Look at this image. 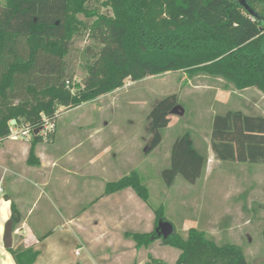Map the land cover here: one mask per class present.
Returning a JSON list of instances; mask_svg holds the SVG:
<instances>
[{"label": "trees", "instance_id": "16d2710c", "mask_svg": "<svg viewBox=\"0 0 264 264\" xmlns=\"http://www.w3.org/2000/svg\"><path fill=\"white\" fill-rule=\"evenodd\" d=\"M92 0H5L0 6V138L14 125L35 130L54 120L59 107H77L125 85L169 71L189 76L202 73L221 79L224 90L256 87L264 93V21L251 16L241 0H104L109 11ZM264 18V0H247ZM83 15L84 18H81ZM88 33L96 47H87V75L76 82L65 62L73 39ZM177 94L162 98L148 119L154 129L151 148L162 141L161 129L171 121ZM31 140L28 162L39 164ZM212 150L221 161L264 164V115L241 110L217 113L211 133ZM208 157L198 151L186 132L171 151V166L162 175L169 185L178 174L195 182L207 167ZM131 187L147 201L149 188L133 171L108 182L105 194ZM15 228L22 214L12 202ZM155 229L126 232L136 247L160 239L180 250L176 264H249L235 243H219L216 235L190 227L164 238L156 230L167 220L164 207L155 210ZM264 238V226H263ZM17 264H35L40 251L11 247ZM159 264L158 261H156Z\"/></svg>", "mask_w": 264, "mask_h": 264}, {"label": "rangeland", "instance_id": "374dc122", "mask_svg": "<svg viewBox=\"0 0 264 264\" xmlns=\"http://www.w3.org/2000/svg\"><path fill=\"white\" fill-rule=\"evenodd\" d=\"M103 1L92 0L91 5L107 12L109 10L102 5ZM4 2L5 0H0V6ZM80 17L84 18L83 15ZM88 46L96 47L94 39L88 33L79 34L73 39L70 52L65 58L68 70L74 72L76 82H83L87 75L85 65L90 58ZM220 83L222 82L214 77L202 73L191 77L184 71H169L135 82L128 78L124 86L77 107H59L55 119L52 120L54 130L49 132L46 139L49 140L55 135L57 124L55 146L61 152L74 145L72 150L75 151L72 155L84 150L81 153L83 159L97 160L100 164L105 162L109 165L107 172L99 167L96 183L88 191L71 189V195L80 200L77 210L87 211L90 215L95 214L94 210L97 209L106 212L107 207H111L109 202L100 203L101 195L105 192V183L116 181L135 171L148 186L150 195L145 201L131 187L115 195L132 201L131 220L140 222L139 226L132 227L128 232H136L134 229L140 233L153 231L156 226L154 210L163 206L165 217L175 225L178 232L185 233L190 227L204 229L216 235L219 243L229 242L241 246L249 264H264V166L257 167L255 172H246V167L242 166L244 164L227 161L214 164L210 175L204 171L195 182L178 174L171 185L162 175L163 170L171 166V151L175 140L186 132H189L193 140L199 134L205 136L207 132L211 133L214 116L227 109L226 105L224 109L220 108L222 104L218 105L225 100V94H216L217 90L214 88L221 87ZM197 85L200 87H196ZM208 85L212 87L206 88ZM174 93L178 95V104L181 105L182 102L186 112L171 114L170 124L161 129V143L151 148L154 129L148 116L162 98ZM247 95L248 101H253L256 105L251 110L249 107L245 109L248 112L264 113V93L254 90ZM22 127L12 124L11 134L21 131ZM93 131L104 137L103 143L96 150L89 146L87 149L75 147L81 138L84 139ZM200 145L202 146L201 143ZM59 177L57 168L51 174L47 187L42 188L34 182L33 199L29 205L33 206L31 218L35 220L37 217L50 215L51 221L47 228L55 231V238L62 235L70 242L66 245V258L73 262L78 259L85 260L89 257L87 250L78 249L80 254L76 255L79 245L75 243V234H66L61 227V217L69 213L59 196ZM42 189L46 192L43 193ZM97 202L99 205H96ZM202 203H207L205 211L200 209L199 205ZM138 212L141 213L140 216ZM91 224L94 227L86 229L87 234L98 230L93 222L86 223L89 226ZM133 242L136 244L134 240ZM143 247H146L145 250L142 249L129 259L131 264H157L156 261L159 264H176L180 253L179 249L163 244L160 239ZM157 251L160 255L155 254Z\"/></svg>", "mask_w": 264, "mask_h": 264}, {"label": "crops", "instance_id": "0c3cea01", "mask_svg": "<svg viewBox=\"0 0 264 264\" xmlns=\"http://www.w3.org/2000/svg\"><path fill=\"white\" fill-rule=\"evenodd\" d=\"M218 81L222 80L218 79ZM133 82L135 81L133 80ZM196 87H200V85ZM210 87L212 86L208 85L206 88L209 89ZM214 88L217 90L216 94L218 92L224 93L225 100H228L227 102L225 100L218 101V105L221 106L222 104L221 109H224V105H226L227 109H224L223 113L227 110H241L246 114L264 115L263 112L253 113L245 109L249 107L248 109L251 110L252 106L256 105L253 101H248L249 95H247L254 90L261 92L256 87H249L244 90H224L219 86ZM181 105L184 107L182 102ZM184 109L186 112L185 107ZM199 124H202V122ZM207 133L205 136L199 134L196 140H191L195 148L208 157L205 174L210 175L213 172L214 164L227 161H221L216 158L211 145L212 131ZM56 134L57 124L53 137L49 140L44 138L35 145V155L39 160L37 165H32L28 162L31 148L30 140L11 135L0 138V264H17L9 248L4 245L6 224L11 220L12 202L17 205L22 214V221L15 228L13 227V247L16 248L22 245L25 248L29 247L40 251L35 264H131L129 259L146 247H136L133 240L125 235V232L131 231L132 227H137L140 224V222L136 223L131 220L130 206L132 201L126 200L124 197L115 196L126 189L111 194H105L103 191L104 194L101 195L100 203L101 201L109 202L111 206L107 207L106 212H101L97 209L94 210L95 214L90 215L87 211L77 210L78 208L76 207L79 205L80 200L71 195V189L88 191L96 183L99 167H101L103 172H107L109 171V165L107 166L105 162L100 164L97 160L83 159L81 153L84 150L77 155H72L75 151L72 150L74 145L65 152H61L60 148L55 146ZM99 134V132L94 131L89 133L84 139L81 138L79 143L75 144V147L87 149L89 146L90 149L96 150L99 144L104 141V137ZM240 163L244 164L242 166L246 167V172H252V170L255 172L257 167L264 166V164ZM246 164L247 166H245ZM57 168L60 173L59 181L61 180L59 183V196L63 200L66 212L69 213L61 217V227L64 228L66 234L70 232L75 234V243L79 245L75 251L76 255L80 254L78 249L85 248L87 250L89 257L85 260L78 259L73 262L72 259L66 258V245L70 242L62 235L59 238H55V231L47 228L51 221L50 215H43L35 220L31 218L33 206L29 205L33 199L34 182L36 181L42 188L47 187L50 183L51 174ZM108 182L110 181H107L105 186ZM42 191L43 193L46 192L43 189ZM33 203L35 204L36 201ZM96 205H99V202ZM199 206L201 211H205L207 203H202ZM138 214L140 216L141 213L138 212ZM90 222L97 225L96 228L98 230L93 234H87L85 231L86 229L89 230L90 227H94L92 224L90 226L86 225V223ZM134 231L140 232L135 229ZM152 252L155 251L153 250ZM159 253L157 251L155 254L160 255ZM137 264H142V262ZM143 264H147V262H143Z\"/></svg>", "mask_w": 264, "mask_h": 264}, {"label": "water", "instance_id": "95a60500", "mask_svg": "<svg viewBox=\"0 0 264 264\" xmlns=\"http://www.w3.org/2000/svg\"><path fill=\"white\" fill-rule=\"evenodd\" d=\"M240 3L246 9V11H248V13L251 16L255 18H260L264 21V18L260 17V15L250 6L247 0H241ZM179 111H181L180 114H183L185 109L182 105L177 104L171 110V114L179 113ZM15 123H16V120L13 119L11 121V124H15ZM40 130L41 128L36 129V133H38ZM156 230L159 236L168 238L174 232V225L169 220H160ZM4 245L6 248L13 247V221L12 220H9L8 223L6 224L5 233H4Z\"/></svg>", "mask_w": 264, "mask_h": 264}, {"label": "built area", "instance_id": "2783aa9c", "mask_svg": "<svg viewBox=\"0 0 264 264\" xmlns=\"http://www.w3.org/2000/svg\"><path fill=\"white\" fill-rule=\"evenodd\" d=\"M54 130V122L51 120L46 119V125L41 127V130L39 131L41 135H43L44 138H47L49 135V132H52ZM35 130L31 129L29 126L23 125L21 131L17 130L14 132V134H10L11 136L15 137H22L24 139L30 140L31 137L34 136L36 132Z\"/></svg>", "mask_w": 264, "mask_h": 264}]
</instances>
